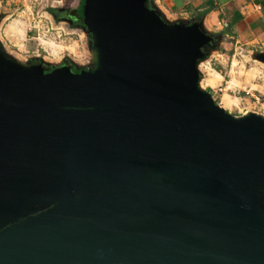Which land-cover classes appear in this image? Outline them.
<instances>
[{
    "label": "water",
    "instance_id": "obj_1",
    "mask_svg": "<svg viewBox=\"0 0 264 264\" xmlns=\"http://www.w3.org/2000/svg\"><path fill=\"white\" fill-rule=\"evenodd\" d=\"M147 1L82 0L90 68L0 49V264H264V116L200 86L222 36Z\"/></svg>",
    "mask_w": 264,
    "mask_h": 264
},
{
    "label": "rangeland",
    "instance_id": "obj_2",
    "mask_svg": "<svg viewBox=\"0 0 264 264\" xmlns=\"http://www.w3.org/2000/svg\"><path fill=\"white\" fill-rule=\"evenodd\" d=\"M81 4L82 0H0V49L24 64L39 61L49 68L65 63L90 68L93 39L85 24L56 19L50 13L79 11ZM229 29L222 25L215 34L225 39L218 51L222 58L202 65L200 86L232 116H264V62L256 59L264 54V33L257 42L242 45L236 43L237 35L229 34ZM219 82L222 85L214 91L207 87H216Z\"/></svg>",
    "mask_w": 264,
    "mask_h": 264
},
{
    "label": "crops",
    "instance_id": "obj_3",
    "mask_svg": "<svg viewBox=\"0 0 264 264\" xmlns=\"http://www.w3.org/2000/svg\"><path fill=\"white\" fill-rule=\"evenodd\" d=\"M151 3L169 21L190 23L202 21L204 29L212 35L220 33L222 25L227 29L230 28L229 34L237 35V44H253L260 40L264 33L262 30L264 28V0H151ZM205 11L209 12L203 14ZM222 17H226V20L223 21ZM224 40L222 36L221 45L225 44ZM219 46L207 61L200 65L201 76V67L204 63L212 59L220 62V59H216V57L222 58L218 53ZM221 85L222 83L219 82L216 87L206 86L214 91Z\"/></svg>",
    "mask_w": 264,
    "mask_h": 264
},
{
    "label": "trees",
    "instance_id": "obj_4",
    "mask_svg": "<svg viewBox=\"0 0 264 264\" xmlns=\"http://www.w3.org/2000/svg\"><path fill=\"white\" fill-rule=\"evenodd\" d=\"M146 7L151 9V0H148L146 3ZM209 11H205L203 14H206ZM51 15H53L56 19H69L72 20L75 24H78L79 26H83V21L78 17V9L74 11H67L63 13H59V11L56 10H50ZM44 69L47 71L49 70V67H44Z\"/></svg>",
    "mask_w": 264,
    "mask_h": 264
},
{
    "label": "flooded vegetation",
    "instance_id": "obj_5",
    "mask_svg": "<svg viewBox=\"0 0 264 264\" xmlns=\"http://www.w3.org/2000/svg\"><path fill=\"white\" fill-rule=\"evenodd\" d=\"M63 20H66V21H70V22H73L72 20H69V19H63ZM74 23V22H73ZM75 24V23H74ZM214 36V41H216V39H217V36L218 35H213ZM34 64H39V61L37 62V61H35V63ZM65 64H69V63H65ZM5 216H4V214H2L1 212H0V232L1 231H3L5 228H3L4 227V224H5Z\"/></svg>",
    "mask_w": 264,
    "mask_h": 264
},
{
    "label": "bare ground",
    "instance_id": "obj_6",
    "mask_svg": "<svg viewBox=\"0 0 264 264\" xmlns=\"http://www.w3.org/2000/svg\"><path fill=\"white\" fill-rule=\"evenodd\" d=\"M216 74V73H215ZM217 75V74H216ZM255 87V86H254Z\"/></svg>",
    "mask_w": 264,
    "mask_h": 264
},
{
    "label": "built area",
    "instance_id": "obj_7",
    "mask_svg": "<svg viewBox=\"0 0 264 264\" xmlns=\"http://www.w3.org/2000/svg\"><path fill=\"white\" fill-rule=\"evenodd\" d=\"M220 91H223V90H220Z\"/></svg>",
    "mask_w": 264,
    "mask_h": 264
}]
</instances>
